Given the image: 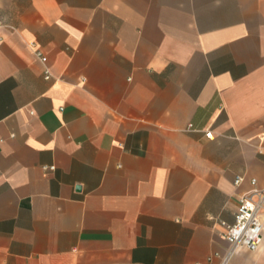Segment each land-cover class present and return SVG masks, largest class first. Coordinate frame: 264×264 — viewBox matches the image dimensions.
I'll list each match as a JSON object with an SVG mask.
<instances>
[{
    "label": "crops",
    "instance_id": "obj_1",
    "mask_svg": "<svg viewBox=\"0 0 264 264\" xmlns=\"http://www.w3.org/2000/svg\"><path fill=\"white\" fill-rule=\"evenodd\" d=\"M251 178L264 0H0V264H210Z\"/></svg>",
    "mask_w": 264,
    "mask_h": 264
},
{
    "label": "built area",
    "instance_id": "obj_2",
    "mask_svg": "<svg viewBox=\"0 0 264 264\" xmlns=\"http://www.w3.org/2000/svg\"><path fill=\"white\" fill-rule=\"evenodd\" d=\"M34 52L42 61L46 60L40 50L35 48ZM44 76L45 78L50 77V72L47 68L44 70ZM206 134L209 136L210 131H207ZM43 168L45 170L53 169L54 166H44ZM242 179V175H237L234 178V183L239 184ZM251 183L253 186L243 192L238 198L233 222H222L225 227L224 237L228 242L227 249L223 253L209 256L210 264H228L232 256L241 249L255 251L260 247L264 228V186L257 187L255 178H251ZM214 257H217L216 261H214Z\"/></svg>",
    "mask_w": 264,
    "mask_h": 264
}]
</instances>
